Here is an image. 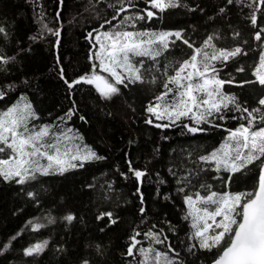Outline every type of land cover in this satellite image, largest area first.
<instances>
[{"label":"trees","instance_id":"16d2710c","mask_svg":"<svg viewBox=\"0 0 264 264\" xmlns=\"http://www.w3.org/2000/svg\"><path fill=\"white\" fill-rule=\"evenodd\" d=\"M180 3L160 11L149 0H0V27L5 29L0 33V56L14 57L0 64V91L5 93L0 114L24 94L37 117L30 119L31 125H52L56 131L61 130L59 122L71 125L103 157L84 160L83 166L78 163L63 174H37L25 184L0 178V249L9 244L0 250V264H166L163 255L156 259L158 252L167 254L173 264H211L227 246L226 238L211 251L199 247L192 218L185 219L189 209L184 196L256 189L261 161L233 173L222 167L217 171L200 157L228 140L230 130L247 125V113L236 104L249 111L260 108L254 115H264V106L258 103L264 86L254 71L264 50V32L260 40L255 38L264 28V5L257 11L259 0ZM121 7L126 11H119ZM149 10L155 13L151 19L146 15ZM253 14L256 26L251 23ZM105 31H179L183 39L168 37V49L156 60L141 57L144 82L125 80L127 87L117 85L119 93L105 99L94 84L81 82L69 88L66 83L91 77L94 65L95 72L102 73L95 38ZM209 36L214 48L204 50L210 54L236 47L246 53L226 62L211 61L218 78L225 81L222 94L234 96L236 104L208 116L207 122L196 123L192 113L175 123L167 117L156 119L147 108L159 103L155 98L164 91L167 75L174 74L194 48H203ZM101 42L108 43L102 37ZM151 47L156 50L160 45ZM186 122L203 130L191 133ZM260 126L264 123L258 119ZM137 170L145 175L137 178ZM69 214L75 217L71 223L64 219ZM133 236L138 243L129 256ZM44 241L42 252L25 254ZM139 249L146 250L147 258Z\"/></svg>","mask_w":264,"mask_h":264},{"label":"snow or ice","instance_id":"6c2138e0","mask_svg":"<svg viewBox=\"0 0 264 264\" xmlns=\"http://www.w3.org/2000/svg\"><path fill=\"white\" fill-rule=\"evenodd\" d=\"M63 0H61V3ZM131 3V0H129ZM152 8L160 11L166 8L180 7V0H149ZM227 3H233V0H227ZM259 5H264V0H259L257 11L260 10ZM194 10V9H193ZM119 11H126L121 7ZM221 12L224 9H220ZM147 18L151 19L155 13L153 11L146 12ZM113 19H116L114 16ZM126 19H131L127 17ZM136 19L143 20L144 16H137ZM111 23V21H105ZM253 26L257 24L255 14L251 16ZM104 25H101L103 28ZM5 29L0 27V33H4ZM261 32L264 28L256 33L255 38L261 39ZM59 35V33H55ZM236 35H239L237 33ZM92 33H89V37ZM150 37L143 39V37ZM175 36L176 39H183L181 32H161V33H137L130 31H105L97 33L96 41L99 44V51L95 53L99 60V69L101 72L108 74V77L97 74L96 66L91 77H81L74 82H67L68 87L72 88L74 84L81 82L86 84H94L97 91L105 99H110L113 94L119 93L120 89L117 85H124L125 80L129 83H143L141 67L143 61H138L140 67L132 62L133 57H149L156 60L169 47L168 37ZM108 41L107 45L101 42ZM140 37V39H137ZM213 37L209 36L204 41L203 48H194L193 54L189 59L184 60L174 69V74L167 75V79L163 84L164 91L155 99L157 102H163L166 98H172L171 102L165 103L162 107L161 103L150 104L147 111L154 115L156 119H163L165 116L172 122L179 121L181 117L193 114L192 119L199 123L207 122V117L213 113H220L222 109L228 108L229 104H236L234 96H226L222 94L221 88L225 83L224 80L218 78V69L211 61L222 60L227 61L243 53V49L236 47L235 49L213 51L211 54L205 51V48H214L211 44ZM174 42V41H173ZM189 48L193 45L186 39L183 40ZM159 44L160 47L153 50L151 45ZM9 59L0 56V64H6ZM261 63L264 64V54L261 56ZM119 69V70H118ZM243 71V69H238ZM257 81L264 86V75H260L257 71ZM111 78V81L109 80ZM155 80V78H154ZM231 81H229L230 83ZM5 93L0 91V99H3ZM264 106V98L258 102ZM238 110L247 113L244 119L247 125H240L235 130L229 131L228 141L223 146L225 149H231L235 152V156H231L228 151L223 153L229 160L218 159L219 152H212L209 156H202V161H216L217 171L220 170L221 164L226 170L235 173L246 168L248 165L256 161H261L260 175L258 177V187L255 193H224L210 192L207 195H201L199 192L193 195H185V203L188 206L189 217L193 220L192 227L196 229L194 236L199 240V247L211 251L213 248L219 247L227 238V247L214 260L213 264H264V126L257 127V120L264 123V115L257 117L254 113H260V108L249 111L247 108H240L236 104ZM203 109L198 113L196 110ZM70 118L71 111L68 113ZM35 113L31 110V105H13L0 114V154L7 153L6 156L0 157V178L5 181L15 180L18 184H25L29 180H35L37 174H63L69 167H76L75 164L67 163L61 159L60 137L51 131L50 126L44 125L38 130L33 126L29 128V120L36 119ZM224 119L223 116L219 117ZM147 123H152L149 119ZM157 128L168 127L169 125L156 124ZM191 133L202 131L198 127H189L185 125ZM71 131V129H69ZM68 139L66 133L62 134ZM55 139V143L52 140ZM246 150V151H245ZM64 155H67L65 151ZM72 160L80 159L72 156ZM84 160L103 159L98 157L94 152H89L83 157ZM41 160H46V164H41ZM230 161V163H229ZM80 166H83L81 163ZM134 175L140 178L145 175L142 171H135ZM184 179H187L185 177ZM230 179V177H229ZM203 187V185L201 186ZM183 191V188H181ZM33 196V193H28ZM250 197V198H249ZM142 199V197H141ZM199 205V206H198ZM209 205L213 206L211 209ZM143 212V208L141 209ZM111 219V213H107ZM239 217V219H237ZM219 218V219H217ZM66 221L71 223L75 217L71 214L64 217ZM31 223V222H30ZM111 223H116L114 219ZM39 228L40 225H36ZM139 233H137L138 235ZM157 243H163L159 236L152 237ZM13 240L16 237H12ZM165 239H167L165 237ZM10 243V242H9ZM135 236L132 237V244L127 250L129 256L133 255L136 248ZM9 244L2 246L6 249ZM47 246V241L36 244L25 250L28 256L39 254ZM0 249V250H2ZM147 258V252L139 249ZM152 251V250H147ZM164 256L166 264H173L167 258V254L156 253V259L159 260ZM87 264V262H85Z\"/></svg>","mask_w":264,"mask_h":264},{"label":"rangeland","instance_id":"374dc122","mask_svg":"<svg viewBox=\"0 0 264 264\" xmlns=\"http://www.w3.org/2000/svg\"><path fill=\"white\" fill-rule=\"evenodd\" d=\"M161 32H172V31H159V33H161ZM137 39H140V38L138 37ZM262 54H264V50L262 51V53L260 55V58H259V62L256 65L255 70H254L255 71L256 79H257V75H256L257 74V71H259V74L260 75H264V64L261 63V56H262ZM141 60H142L141 57H133L132 58L133 64H135L137 67H140V65L138 64V61H141ZM100 75H103L105 77H108V74L105 73V72H102ZM109 80H110V82H112L111 81V78H109ZM262 98H264V97H262ZM171 101H172V98L170 96V97L167 98L166 101L159 102V103H161V105L163 107V105L165 103H168V102H171ZM17 104L20 105L21 107H23L24 105H30V103L24 98V94H22L20 96V98L18 99V102L16 104H14V105H17ZM31 110L34 112V110L32 109V107H31ZM166 117L167 116H165V118ZM29 122H30V120H29ZM59 124H60V129H61L60 131L53 130V126L52 125H48V126H50L51 131L54 132L56 134V136L60 137V145L59 146H60V149H61V159L65 160L67 163L75 164L76 165L78 163L83 162L84 161L83 157L86 156L89 152H94L96 154V152L93 149V147L91 145H89L87 142H85L83 140V137L80 134L76 133L71 128V125H66L63 122H59ZM44 125H47V124H43V125L41 124L40 126H37L36 127L35 125H31L29 123V128H32L33 126H35V128L38 130L40 127H42ZM69 129H71V131H69ZM64 133L67 134V136L69 137L68 139H65L64 138V136L62 135ZM228 137H229V135H228ZM226 141H228V140H226ZM226 141L223 142V143H221L217 148H215L213 151H211V153L218 151L219 152L218 159H220V160H229L228 157H226V156L223 155V153L225 151H228L231 156H233V157L235 156V152L234 151H231V149H225L223 147L225 145ZM52 142L55 143L56 142L55 139H53ZM228 142L229 143H234V142H231V141H228ZM65 151L67 152V155H64ZM210 154H208L207 156H209ZM6 155H7V153L0 154V157H4ZM72 156H77L80 159L72 160L71 159ZM40 162H41V164H46V162L44 160H41ZM210 162L212 163V165H213L214 168H217L216 161H210ZM229 163H230V161H229ZM221 167L222 168H225L223 164H221L220 168ZM210 192H217L218 194H224L222 192H218V191H215V190H211V191H209L207 193H203V192H199V193L203 196V195L209 194ZM225 193H229V192H225ZM194 194L195 193L188 194V195H193L194 196ZM234 194H236V193H234ZM184 201H185V196H184ZM208 207L211 209V207H213V206L209 205ZM217 219H219V218H217ZM192 222H193V220H192ZM194 231H196L195 228H194Z\"/></svg>","mask_w":264,"mask_h":264},{"label":"water","instance_id":"95a60500","mask_svg":"<svg viewBox=\"0 0 264 264\" xmlns=\"http://www.w3.org/2000/svg\"><path fill=\"white\" fill-rule=\"evenodd\" d=\"M167 125H168V124H167ZM185 125H188V126H189V123H188V122H186V123H185ZM169 126H170V125H169ZM192 127H193V126H192ZM260 168H261V166H260ZM259 175H260V170H259L258 177H259ZM257 187H258V181H257V186H256V189H255V191L257 190ZM255 191H254V193H255ZM226 247H227V246H226ZM222 251H223V250H222ZM222 251H221V253H222ZM221 253H220V254H221ZM220 254H219V255H220ZM219 255H218V256H219ZM218 256H217V257H218ZM216 259H217V258H216ZM213 262H214V260L212 261V263H211V264H213Z\"/></svg>","mask_w":264,"mask_h":264}]
</instances>
